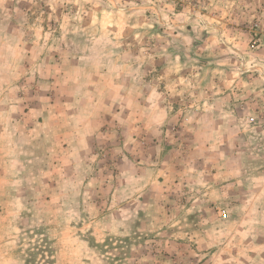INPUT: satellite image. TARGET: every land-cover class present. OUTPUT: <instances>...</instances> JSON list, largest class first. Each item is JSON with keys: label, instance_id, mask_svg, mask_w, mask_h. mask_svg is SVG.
<instances>
[{"label": "rangeland", "instance_id": "374dc122", "mask_svg": "<svg viewBox=\"0 0 264 264\" xmlns=\"http://www.w3.org/2000/svg\"><path fill=\"white\" fill-rule=\"evenodd\" d=\"M0 264H264V0H0Z\"/></svg>", "mask_w": 264, "mask_h": 264}, {"label": "built area", "instance_id": "2783aa9c", "mask_svg": "<svg viewBox=\"0 0 264 264\" xmlns=\"http://www.w3.org/2000/svg\"><path fill=\"white\" fill-rule=\"evenodd\" d=\"M222 215H223L224 217H226V216H227V213H226V212H223Z\"/></svg>", "mask_w": 264, "mask_h": 264}]
</instances>
